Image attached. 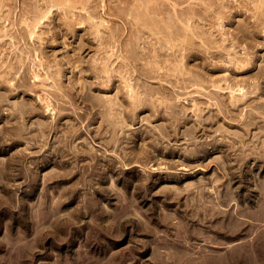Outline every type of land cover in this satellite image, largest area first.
I'll list each match as a JSON object with an SVG mask.
<instances>
[{
  "label": "rangeland",
  "instance_id": "obj_1",
  "mask_svg": "<svg viewBox=\"0 0 264 264\" xmlns=\"http://www.w3.org/2000/svg\"><path fill=\"white\" fill-rule=\"evenodd\" d=\"M59 1L0 0V31L4 29L0 33V264H264V110H261L264 109V76L260 74L264 72V15L262 14L264 2L262 0H201L207 6L204 7L201 1L194 0L196 5H202L196 7L193 0H190L193 1L190 3L194 6L184 3L188 0H177L180 2L172 0L176 5L180 3V8L178 6L175 8L171 4L180 16L178 17L172 15L174 10L171 13V7L168 8L170 4L166 2L171 3L170 0H163V6L160 3L162 0H139L141 6L137 0L139 5L135 4V0H133L134 3L132 0H111L115 5L110 0H106V3L101 0L110 7L114 5L113 9L116 7L118 9L120 4L124 13L118 10L125 16L128 15L126 18L123 14L106 13V8L101 7L100 0H96V3L95 0L91 2L93 6L95 3V7L88 5L87 0H83L85 8L83 3L82 5L79 3L86 11L90 6L93 17L88 16L87 13L90 11L81 9V6L77 4L78 0L74 2L63 0L62 5ZM67 1L75 10L68 5ZM150 1L151 4L148 3ZM157 1L159 3H156ZM197 2L200 3L197 4ZM124 3H128L132 8L135 6L136 9L126 7ZM154 3L157 4L156 7L158 5L160 8L165 7L164 11L159 8L160 12H156ZM67 5L71 10L63 9V6ZM51 6L55 9L53 10ZM185 6L187 11H184ZM95 8L99 14L94 11ZM188 8H191L192 12ZM192 8L196 12H193ZM38 10L44 14H50V17H44L43 13L35 16ZM128 10L132 13H128ZM188 11L191 13L189 14ZM73 13L81 14L83 18L75 17ZM156 13L160 15L162 13V18L166 16L167 21L165 20L164 24L169 27L174 25L175 29L170 27L171 30H168L169 27L166 25L165 31L156 28L162 26L161 21H164V18L160 19V15ZM193 13H196V16ZM259 14L263 15V19ZM182 15L183 19H181ZM72 16L77 19L74 20ZM192 16L195 19H192ZM86 17L89 19L92 17L95 23L91 24L94 21L92 18L89 22L88 19L87 22L82 21ZM258 17L260 21H257ZM42 18H46L45 21ZM49 18L52 19V23ZM58 18L61 20L59 21ZM69 18L71 20L68 21ZM146 18L152 22L149 24H154L156 28L155 30L151 25L148 26L149 24L143 25L147 29L154 30L148 29L151 34L145 27L146 30L142 27L139 29L138 22L142 24L144 22L140 20L143 19L142 21L146 22ZM179 18L183 20L182 26L187 36L191 33L193 25H197L199 29L193 30L196 35L199 34L197 36L199 38H194L195 33L190 34L191 38L187 37L186 33L183 34L182 26L180 27L182 22ZM169 19L173 25L168 22ZM62 20L64 25H70L63 27V24L59 23ZM98 22L99 30L104 33L100 34V37L97 29L94 32L91 30ZM25 25L27 27H24ZM34 25H36L35 28ZM184 26H187L186 30ZM88 27L94 37H104L105 43L102 39L96 40L90 30H88L89 35L85 34ZM23 28L25 32H22ZM46 28L54 33L50 31L47 33ZM65 28H68V32ZM187 28H190L189 32ZM71 30L72 36L69 34ZM245 30L249 33L246 34ZM176 31L182 32V35ZM127 33H133L134 37L135 35L139 37L132 39L133 36ZM170 33L174 36L176 34L175 38L172 37L173 35L170 36ZM160 35L173 39L174 45L177 43L179 45L178 41L184 37L185 41H180V45L186 46V40L190 38L188 43L193 41L198 43L200 46L197 45L196 50L200 49V51L194 52L195 58L184 57L185 53L187 54L184 50L185 46L182 45L183 47L180 48L176 45L179 47L176 48L173 45L177 52L174 53L173 47L170 49L169 44L168 47L165 45L169 40L163 36L160 38ZM126 36L132 43L124 39ZM223 36L226 42L223 41ZM48 37L49 40H47ZM113 37L116 38L115 41ZM146 37L153 40V45L157 40L162 41L161 44L166 47L161 46L164 49L167 48V52L163 51L159 45H154L155 47L152 45L149 52L144 43L146 39H149ZM117 38L122 42H117ZM203 38L206 42H203ZM93 39L96 44L93 43ZM206 39L210 41V44L212 41V43L215 42L222 52L219 49L217 51L220 54L215 51L218 48L216 45H212L213 47L210 45L212 49L214 48L212 50ZM45 40L46 44L43 43ZM80 40L82 44L78 43ZM98 41L101 43L99 44ZM112 41L115 43L113 44ZM136 41H139L136 45L138 48L134 46ZM227 42L229 45L226 44ZM89 43H91L90 47L87 48ZM97 44L100 45L101 50L102 44L103 47L105 46L104 49L112 46L105 51L103 49L104 54H109L107 53L110 52L109 49L115 53L112 56L109 55L111 58L106 57L107 55L102 58L103 53L99 50L102 53L101 56L99 55ZM120 44L125 45L130 54L135 50L134 55L131 54L133 57L141 54L139 57L141 66L142 62L146 64L151 59L153 62L150 63L154 64H148V66L153 67V71L158 65L161 67L166 65L167 70L175 66L174 68L179 69L177 71L180 75L186 71L189 73L188 78L184 75L185 73L181 75L189 80L188 84H195L200 78L199 83H202L201 79L205 80L206 83L203 82L207 88L203 86V83L202 85L197 83L198 86L195 84L196 88L193 84L191 86L189 84L190 89L179 88V84L185 78L178 77L176 69H173L174 76L171 75L172 71L166 72V67L157 69L159 72L164 69L162 72L174 77L170 78L166 75L167 77L164 78L166 84H160L161 82L158 83L159 81L156 80L145 82L142 77L144 75L139 73H145L144 68L147 65L144 68L142 66V70L144 69L142 72L140 67L125 65L117 56L119 52L116 53L115 50L118 51ZM116 45L117 47H114ZM145 47L148 49V54L152 52V48L156 54L153 52L147 58L146 53L145 55L142 53ZM179 49L181 51L183 49L185 53ZM168 50L171 54H164L169 53ZM201 51L205 52V59ZM230 53L233 57H230ZM212 54L215 57H212ZM237 54L240 59H237ZM163 55L171 59L166 60ZM179 55L185 59L182 61L185 65L181 63V58L180 60L177 58ZM221 55L226 58L223 56L221 58ZM153 56L158 62L164 58L166 63L163 61L161 65L159 63L155 65L157 61ZM94 58L97 61L94 62ZM175 58L180 62L178 63ZM235 58L240 61L239 64L244 61L245 65L242 63L244 68L236 62ZM249 59L255 60V63L250 60L253 66H249L251 64L249 61L246 63ZM230 60L232 61L229 64ZM133 62L135 64V61ZM95 63L97 64L94 65ZM88 65L93 68V71ZM119 65L125 71L121 70ZM246 65L248 67H245ZM94 70H97V74ZM106 72L109 75H106ZM124 73L125 76L130 73L124 77L127 81L122 78ZM194 73L196 75L192 76L191 74ZM95 75L102 79H98ZM138 75L146 84L148 83L147 86L145 84L147 89L142 86L143 80ZM190 75L198 76L197 81ZM216 78L219 81L225 78L226 81L221 80V85H218L220 83L216 81L218 84H215L214 88L209 83ZM172 79L180 82H173ZM211 79L214 80L210 81ZM138 80L141 84L137 82ZM124 81L130 88L125 87ZM224 81L227 82L225 83L227 86ZM237 81H240L239 84L243 81L245 87H241L242 83L239 86ZM170 82L171 85H169ZM253 82L256 85L260 84L257 86L258 90L254 88L256 85ZM105 83L109 85H104ZM174 84L176 88L173 87ZM163 85L180 90L179 95L170 93L172 96L169 94L168 99L165 95L161 98ZM224 85L229 87V90L225 89ZM233 85L235 87H231ZM208 87L223 93L213 92ZM237 87L240 91L235 89ZM135 88L143 89L142 92L140 91L141 95ZM150 88L151 91L148 90ZM191 88L202 90L199 89L196 93V90L191 91ZM155 89L161 91L159 92L161 93L160 101ZM227 91L234 96L247 93L249 97L247 94L241 95L243 102L247 99L244 104L239 97L236 99ZM131 93L134 95L136 93L134 98L133 94L130 95ZM181 93L187 96L186 99ZM209 93L214 95L211 96ZM83 94L92 97L88 98ZM124 95L125 97L127 95L126 98L132 97L131 100L129 98L126 100ZM152 96L156 97L152 98ZM244 96L248 98L243 99ZM208 98H210L209 102ZM83 99L88 100L83 101ZM136 99H139L138 103ZM152 100L157 104L162 102L172 105L171 107L180 114L184 108L187 121L180 124V121L176 120V112L168 118L162 117L161 115H164L162 107L155 108L156 105L152 104L154 103ZM176 100H179L177 102L179 105L173 103ZM234 102H236L235 107L232 106ZM207 103L209 106L206 105ZM240 103H243L242 106ZM45 104L50 106V111L45 108ZM42 105H45L44 108ZM248 107L251 108L250 111L246 109ZM196 111L199 113L197 114ZM225 112H227L226 115ZM131 113L133 115H130ZM105 118L108 120L105 121ZM114 118H118V121ZM104 122L110 124V127ZM114 127L116 128L113 129ZM176 132L179 136L173 138L172 135ZM62 150H65L64 154L61 153Z\"/></svg>",
  "mask_w": 264,
  "mask_h": 264
},
{
  "label": "bare ground",
  "instance_id": "obj_2",
  "mask_svg": "<svg viewBox=\"0 0 264 264\" xmlns=\"http://www.w3.org/2000/svg\"><path fill=\"white\" fill-rule=\"evenodd\" d=\"M51 1H53V0H51ZM58 1H59V0H58ZM65 1H66V0H65ZM72 1L74 2V0H72ZM80 1H82V2H80ZM84 1H85V0H84ZM87 1H88V5H90V6L92 5L91 7H95L96 0H95V3H94V6H93V3H91V2H94V0H93V1L90 0V3H89V0H87ZM100 1H101V0H100ZM110 1H111V0H110ZM110 1H108V2H110ZM114 1H116V0H114ZM138 1H139V0H137V2H138ZM159 1H160V0H159ZM159 1H157L156 3H159ZM162 1H163V0H162ZM162 1H160V3H162V6H163L164 1H163V2H162ZM171 1H172V0H170V2H171ZM181 1H183V0H181ZM193 1H194V0H193ZM193 1L188 0V2H185V1H184V3H186V4L188 3V4H189L190 2H193ZM196 1H197V0H196ZM199 1H201V0H199ZM202 1H205V0H202ZM202 1H201V2H202ZM208 1H209V0H208ZM262 1L264 2V0H262ZM49 2H50V0H49ZM61 2H63V0H61ZM61 2L59 1L60 4H61ZM104 2L106 3V0H104ZM111 2H112V1H111ZM119 2H120V1H119ZM126 2H127V1H126ZM132 2H133V0H132ZM137 2H136V0H135V4H136ZM173 2L175 3V1H172L171 3L166 2L167 4H170V6L168 5L169 7H168V6H167V7H168L169 9H170V7L172 8L171 13L173 12V10H174L175 8H177V6L179 7V5H180V3H179V4L177 3L178 5H176V4H174ZM176 2H180V1H177V0H176ZM263 2H262V4H263ZM67 3H68V1H67ZM79 3H80V4L83 3V4H84V8H85L86 5H85V3L83 2V0H78L77 4H79ZM101 3H102V6H101V7H102L103 9L106 8L105 11H106V13H108V14L111 13V14H113V15H118V14H123V13H124L123 10L121 9V8H123V7H121L120 4H119L120 7H119L118 9L122 10L123 13H121V11L117 9V7H116L117 10H116V9H113V6L115 5V3H113V2H112V3H113L114 5L112 4V5H113L112 7L108 6V4H104L102 1H101ZM120 3H121V2H120ZM133 3H134V2H133ZM133 3H132L131 5H133ZM138 3H139V2H138ZM138 3H137V4H138ZM141 3L143 4L142 1H141ZM148 3L151 4V1L148 2ZM156 3L153 4L155 7L157 6ZM181 3H182V2H181ZM198 3H200V2H197V4H198ZM41 4H44V3H41ZM45 4H46V3H45ZM45 4H44V5H45ZM47 4L50 5V3H47ZM54 4H56V3L54 2ZM54 4H53V5H54ZM73 4H74V3H73ZM75 4H76V1H75ZM75 4H74V5H75ZM77 4H76V5H77ZM80 4H79V5H80ZM109 4H110V3H109ZM121 4H122V3H121ZM124 4L126 5V7L128 6V8H129V7L132 8V6H130L128 3H127V4L124 3ZM139 4H140V3H139ZM139 4H138V5H139ZM155 4H156V5H155ZM171 4L174 5L173 7H175V8H173V7L171 6ZM190 4H191V3H190ZM201 4H203L204 7L206 6L203 2H202ZM32 5H33V4H32ZM32 5H30V6H32ZM61 5H62V4H61ZM63 5H64V4H63ZM68 5H70V6L74 9V7H73L72 4H69V3H68ZM68 5L65 6V7L63 6V9H64V8H65V9L67 8V10H68V9L71 10V8H69ZM76 5H75V6H76ZM81 5H82V4H81ZM81 5H80V6H81ZM153 5H152V6H153ZM160 5H161V4H160ZM165 5H166V4H165ZM191 5H192V6L196 5V4H195V1H194V5H193V4H191ZM34 6H35V5H34ZM34 6H33V7H34ZM39 6H42V5L39 4ZM54 6H55V5H54ZM54 6H53V7H54ZM90 6H89V8H90ZM98 6H99V5H98ZM122 6H123V5H122ZM140 6H141V4H140ZM140 6H139V7H140ZM143 6H144V5H143ZM150 6H151V5H150ZM154 6H153V7H154ZM162 6H161V8H162ZM199 6H202V5L199 4ZM199 6L196 5V7H199ZM208 6H210V5H208ZM51 7H52V6H51ZM53 7H52V9H53ZM58 7H59V6H57V8H58ZM76 7H77V6H76ZM167 7H166V8H167ZM185 7H186V9H184ZM185 7H184L183 9H184V11H185V10L187 11V6H185ZM206 7H207V6H206ZM260 7H263V6H260ZM39 8H40V7H39ZM41 8H42V7H41ZM59 8H60V7H59ZM84 8L81 6V9H83V11H86V9L84 10ZM89 8L87 9L86 12H89V11H90L89 13H91V15H90L89 13H87V14H88L89 17H90V16L93 17L94 14L92 13V9L90 8V10H89ZM141 8H142V7H140V9H141ZM156 8L158 9V10L156 9V12H160V9H161L160 6L158 5V7H156ZM159 8H160V9H159ZM164 8H165V7H164ZM164 8H162V9H163L162 11H164ZM179 8H180V7H179ZM193 8H194V7H193ZM193 8H192V10H193ZM34 9H35V7H34ZM54 9H55V8H54ZM54 9H53V10H54ZM65 9H64V10H65ZM76 9H77V8H76ZM97 9H98V8H97ZM100 9H101V8H100ZM132 9H136V7L133 6ZM188 9H189V8H188ZM190 9H191V8H190ZM190 9H189V11H191ZM196 9H197V8H196ZM261 9H262V8H261ZM50 10H51V9H50ZM58 10H59V9H58ZM74 10H75V9H74ZM175 10H176V9H175ZM175 10H174V14H172V15H173V16H174V15H175V16H178ZM181 10H182V9H181ZM197 10H198V9H197ZM31 11H32V10H31ZM34 11H35V10H34ZM34 11H33V12H34ZM39 11H40V12H39ZM60 11H62V10H60ZM77 11H78V9H77ZM94 11L97 12L98 10L96 11V8H95ZM141 11H143V10L141 9ZM148 11H149V10H148ZM152 11H153V9H152ZM152 11H151V13L154 12V11H153V12H152ZM168 11H169V10H168ZM189 11H188V12H189ZM198 11H199V10H198ZM260 11H261V10H260ZM24 12H25V11H24ZM24 12H23V13H24ZM27 12H28V11H27ZM29 12H30V11H29ZM33 12H32V13H33ZM37 12H38V14H36V15L34 14L35 16L40 15V14L43 13V12H41V10H38ZM51 12H52V11H51ZM53 12H55V11H53ZM53 12H52V13H53ZM64 12H65V11H64ZM67 12H69V11H67ZM67 12H65V13H67ZM86 12H85V14H86ZM98 12H99V11H98ZM98 12H97V13H98ZM129 12H131V11L128 10V13H129ZM188 12H187V13H188ZM191 12H192V11H191ZM191 12H189V14H190ZM193 12H196V10H195V11L193 10ZM35 13H36V12H35ZM39 13H40V14H39ZM52 13H51V15H53ZM65 13H64V14H65ZM71 13H72V12H71ZM82 13L84 14V12H82ZM131 13H132V12H131ZM143 13H144V12H143ZM197 13H198V12H197ZM24 14H25V13H24ZM24 14H23V15H24ZM43 14H44V13H43ZM73 14H74V13H73ZM95 14H96V13H95ZM98 14H99V13H98ZM98 14H96V15H98ZM157 14L160 15L159 13H156V15H157ZM163 14H164V13H163ZM193 14L196 16V13H193ZM262 14L264 15L263 12H262ZM0 15H1V14H0ZM45 15H47V13L44 14V17H50V14L47 15V16H45ZM74 15H75V17L78 16V17H82V18H83V15H81V14H76V13H75ZM123 15L125 16V14H123ZM126 15H127V14H126ZM259 15L261 16V14H259ZM263 15H262V16H263ZM25 16H26V14H25ZM84 16H85V15H84ZM86 16H87V15H86ZM88 16H87V17H88ZM138 16L141 17V15H138ZM161 16H163L162 13H161V15H160L159 17H160V19H163V18H164V19H163L164 21H161L159 18H158V19L161 21V24H160V25H162V26L164 25V26H163V29H161L162 26H159V27H156V26H155V27H156V28H159V30H163V31H165L164 28H165V25H166V24H164V22H165V20L167 21V19H165V17H166L165 15H164L165 17H163V18H162ZM167 16H168V15H167ZM190 16H191V15H190ZM262 16H261V18L263 19L264 16H263V17H262ZM41 17H42V15H41ZM54 17H56V16H54ZM70 17H71V16H70ZM73 17H74V16H72V18H73ZM87 17L85 18V20H82V21H85V22L88 21V22H89V21L91 20L92 17H91L90 19L87 18ZM125 17L127 18L128 15L125 16ZM139 17H137V18L140 19ZM154 17H155V15H154ZM157 17H158V16H157ZM157 17H156V18H157ZM178 17H180V16H178ZM197 17H199V16H197ZM197 17H196V18H197ZM67 18H68V17H67ZM152 18H153V17H152ZM166 18H167V17H166ZM183 18H184V17H183V15H182V18H181V19H183ZM185 18H186V16H185ZM187 18H188V16H187ZM258 18H259V20H257V21H260V17H258ZM38 19H39V17H38ZM42 19H44V18H42ZM45 19H46V18H45ZM45 19H44V21H45ZM49 19H50V18H49ZM73 19H74V18H73ZM76 19H77V18H75L74 20H76ZM79 19H80V18H79ZM87 19H88V20H87ZM138 19H137V20H138ZM175 19H176V18H175ZM179 19H180V18H179ZM181 19H180V21L182 22L181 24H180V21L178 20V21H179L178 23L180 24V27H181L182 24H183V20H181ZM192 19H195V18H193V16H192ZM26 20H27V19H26ZM50 20H51V23H52V19H50ZM54 20H55V19H54ZM58 20H59V18H58ZM60 20H61V18H60ZM60 20H59V21H60ZM64 20L67 21V19H64ZM69 20H71V19L69 18L68 21H69ZM74 20H73V21H74ZM80 20H81V19H80ZM86 20H87V21H86ZM92 20H94V21H92L91 24H93V22L95 23V19L92 18ZM126 20H127V19H126ZM128 20H130V19L128 18ZM142 20H143V19H141L140 21H141V22H144L145 24H144V23L141 24L140 22L136 21V22H138V23L140 24L139 29H141V27H142V29H143V28L145 27V26H143V25H146V24L148 25V24L151 22V21L148 20L147 18H146V20H147L146 22H145V21H142ZM144 20H145V19H144ZM159 20H158V21H159ZM176 20H177V19H176ZM189 20H190V18H189ZM197 20H198V19H197ZM197 20H196V21H197ZM41 21H42V20H41ZM41 21H40V23H41ZM44 21H43V22H44ZM130 21H132V20H130ZM160 21H159V23H160ZM184 21H185V20H184ZM263 21H264V19H263ZM27 22H28V21H27ZM27 22H26V24H27ZM46 22H47V21H46ZM46 22H45V23H46ZM53 22H54V21H53ZM63 22H64V21L62 20V21L59 22V23H62V24H63ZM74 22H75V21H74ZM74 22H73V23H74ZM128 22H129V21H128ZM133 22H134V21H133ZM168 22L170 23V19L168 20ZM29 23H30V22H29ZM29 23H28V24H29ZM35 23H36V22H35ZM35 23H34V24H35ZM79 23H80V22H79ZM100 23H101V22H100ZM129 23H132V22H129ZM151 23H152V22H151ZM159 23H158V24H159ZM165 23H166V22H165ZM171 23H172V22H171ZM171 23H170V24H171ZM175 23H177V22H175ZM184 23H186V21H185ZM198 23H200V22H198ZM30 24H32V23H30ZM43 24H44V23H43ZM47 24H48V23H47ZM54 24H55V22H54ZM83 24H84V23H83ZM86 24H87V23H86ZM89 24H90V23H89ZM109 24H110V23H108V25H109ZM134 24H135V23H134ZM194 24H195V23H194ZM67 25H70V24H65V25L63 24L62 26L64 27V26H67ZM73 25H75V24H73ZM81 25H82V24H81ZM95 25H96V24H95ZM97 25H98V27H97ZM97 25H96V26L91 25V26H94V28H93L94 30H93V29H91V30L94 32L95 29H97V30L100 32V33H98V34H99V37H100V34H104V33H102V32L99 30V22L97 23ZM141 25H142V26H141ZM150 25H151V24H149L148 26H150ZM155 25H156V23H155ZM171 25H173V24H171ZM184 25H185V24H184ZM240 25H241V24H240ZM243 25H245V24L243 23ZM250 25H251V24H250ZM28 26L30 27V25H28ZM31 26H32V25H31ZM40 26H41V25H40ZM43 26H44V25H43ZM82 26H83V25H82ZM91 26H90V27H91ZM103 26H104V24H103ZM134 26H135V25H134ZM151 26L154 28V24H152ZM166 26L169 27V25H166ZM188 26H190V25H188ZM193 26H194V27H193ZM193 26H192L193 29H194V28H195V30L199 29V27H198L197 25H196V26L193 25ZM245 26H246V25H245ZM252 26H253V25H252ZM24 27H27V25H25ZM35 27H36V25H34V28H35ZM72 27H73V26H72ZM72 27H71V28H72ZM74 27H75V26H74ZM80 27H81V26H80ZM86 27H87V26H86ZM105 27H106V25H105ZM116 27H117V25H116ZM170 27H171L172 29H175L176 26L173 25V26H170ZM170 27L167 28V29H168V30H171ZM173 27H174V28H173ZM185 27H187V26H184V29L186 30ZM192 27H190V28L192 29ZM196 27H198V28H196ZM238 27H239V26H238ZM241 27H242V26H241ZM30 28H32V27H30ZM56 28H58V27H56ZM71 28H70V29H71ZM88 28H89V27H88ZM114 28H115V26H114ZM134 28H136V27H134ZM134 28H133V29H134ZM145 28H146V27H145ZM145 28H144V29H145ZM156 28H154V29L156 30ZM190 28H187V29H189L188 32L190 31ZM46 29H47V28H46ZM49 29H50V28H49ZM67 29H68V28H67ZM67 29L65 28L66 31H67ZM70 29H69V30H70ZM81 29H82V28H81ZM111 29H112V28H111ZM133 29H132V30H133ZM146 29H147V28H146ZM146 29H145V30H146ZM148 29H149L150 31L152 30L151 28H148ZM148 29H147V31L149 32ZM167 29H166V30H167ZM176 29H177V28H176ZM179 29H180V28H179ZM181 29L183 30V26H182ZM193 29L190 31L191 33H195V31H194ZM238 29H239V28H238ZM246 29H247V28H246ZM2 30H4V29H1L0 33L2 32ZM22 30H23L22 32H25V28H23ZM83 30H84V29H83ZM88 30H90V28L86 30L87 32L85 31V32H86L85 34H88ZM91 30H90V32L92 33ZM182 30H178V31H182ZM26 31H27V30H26ZM45 31H46L47 33H49L50 30L48 31V29H47V30H45ZM133 31H134V30H133ZM137 31H138V30L136 29V32H137ZM152 31H154V30H152ZM178 31H176V32L179 33V34L181 33L180 35H182V32H178ZM193 31H194V32H193ZM245 31H246V30H245ZM247 31H249V30L247 29ZM247 31H246V34L249 33V32H247ZM3 32H4V31H3ZM50 32H52V31H50ZM67 32H68V31H67ZM90 32H89V33H90ZM114 32H115V31H114ZM174 32H175V30L173 31V33H174ZM250 32H251V31H250ZM4 33H5V32H4ZM43 33H44V32H43ZM52 33H54V32H52ZM91 33H90V35H91ZM95 33L97 34V32H95ZM125 33H126V32H125ZM149 33H150V32H149ZM163 33H164V32H162V34H163ZM185 33H186V34H185ZM185 33H184V30H183V34H185V35L187 36V32H186V31H185ZM191 33H190V34H191ZM197 33H198V32H197ZM252 33H253V32H252ZM252 33H250V35H251ZM2 34H3V33H2ZM69 34L72 36V30H71V32L69 31ZM92 34H93V33H92ZM127 34L129 35L130 33H127ZM132 34H133V33H131L130 35H132ZM135 34H136V33H135ZM137 34H138V32H137ZM150 34H151V33H150ZM168 34H169V33H168ZM179 34H178V35H179ZM190 34H189V36H187V37H190ZM244 34H245V33H244ZM50 35H51V34H50ZM88 35H89V34H88ZM133 35H134V34H133ZM133 35H132V36H133ZM152 35L155 36L154 34H152ZM171 35H173V36H172L173 38H175V36H176V34H175V36H174V34H171V33H170V36H171ZM195 35H196V33H195ZM47 36H49V35L47 34ZM54 36H55V35H54ZM59 36H60V35H59ZM65 36H66V35H65ZM86 36H87V35H86ZM86 36H85V37H86ZM91 36H92V35H91ZM97 36H98V35H97ZM101 36H102V35H101ZM103 36H104V35H103ZM123 36H124V35H123ZM144 36H145V35H144ZM147 36H148V35H147ZM156 36H157V35H156ZM156 36H155V37H156ZM162 36H163V35H160V38H163V37H164V36H163V37H162ZM197 36H199V34H197L195 37H194V35H193V37H194L195 39H196ZM51 37H52V36H51ZM51 37H50V38H51ZM93 37H94V34H93ZM99 37L97 38V37L95 36L94 38H95L96 40H100V39H102V41L105 43L106 40L104 41V37H103V38H99ZM115 37H117V36H115ZM136 37H137V38H136ZM138 37H139V36H136V35H135V37L133 36L132 39H134V38H135V39H138ZM157 37L159 38V36H157ZM182 37H183V36H182ZM187 37H186V38H187ZM250 37H251V36H250ZM252 37H254V36H252ZM53 38H54V37H53ZM71 38H72V37H71ZM77 38H78V37H77ZM88 38L90 39V37H88ZM88 38H87V39H88ZM107 38H108V37H107ZM141 38H142V37H141ZM146 38H149V37H146ZM164 38H166L167 40H169V41H167V42L165 43V45L167 46V45L169 44L170 47H168V46H167V47L171 49V48L173 47V45H174V43H173V41H172L173 39H169V38L166 37V36H165ZM179 38H180V36H179ZM190 38H191V37H190ZM190 38H189V39H190ZM194 38H193V40H194ZM197 38H199V37H197ZM208 38H209V37H208ZM221 38H222V37H221ZM79 39H81V38H80V35H79ZM89 39H88V40H89ZM113 39H114V41H115L116 38L113 37ZM117 39H118V38H117ZM122 39H123V37H121V40H122ZM124 39L127 40L128 37L126 36V38H124ZM129 39H130V38H129ZM129 39H128V40H129ZM144 39H145V38H144ZM144 39H143V40H144ZM149 39H150V38H149ZM149 39H146V40L149 41ZM184 39H185L184 37H183V39L180 38V41H183ZM189 39L186 40V43H187V44L185 43L186 46L182 44L183 46H185V49H184V48H183V49L185 50V52L187 51V54H186L185 52H183V51H184L183 49H182V51H181V49H179V50H180L181 52L185 53V55L183 54L184 57H187V58H195V57H194V55H195L194 52H198V51H200V49H199V50H196V47H198L197 45H199V44L196 43V42H194V41H193L192 43L189 44L188 42L191 40V39H190V40H189ZM204 39H205V38H203V42H206V41H204ZM209 39H210V38H209ZM211 39H212V38H211ZM222 39H223L224 42L227 41V40L225 41L224 36H223ZM251 39H252V38H250V40H251ZM255 39H256V38H255ZM47 40H49V37H48ZM75 40H76V39H75ZM121 40L118 39L117 42H119V41H121ZM130 40H131V39H130ZM130 40H129V41H130ZM146 40H145V41H146ZM150 40H151V39H150ZM174 40L176 41L177 39H174ZM206 40H207V39H206ZM213 40H214V38H213ZM253 40H254V38H253ZM93 41H94V42H93ZM93 41H92V42H93L94 44H96V41H95L94 39H93ZM114 41H112V43H113ZM122 41L124 42V40H122ZM122 41H121V42H122ZM129 41H126V42L129 44V43L131 42V41H130V42H129ZM134 41H135V40H134ZM145 41H144V43H145L146 45H145V44H143V45L147 46L148 49H149V52H150V48H151V46L153 45V42H152L153 40H151V41H149V42H148V41L145 42ZM170 41H171L173 44H172ZM180 41H178V42H179V45H178V43H177V44H175L174 46L178 45L180 48L183 47L182 45H180V44H181ZM184 41H185V40H184ZM214 41H215V40H214ZM223 41H222V43H224ZM228 41H229V40H228ZM254 41H255V40H254ZM45 42H47V41H46V40L43 41V43H45ZM80 42H81V40H80L78 43H80ZM103 42H102V43H103ZM126 42H125V43H126ZM137 42H139V41H136V42H135L136 44L134 43V44H135V45H134L135 47H137V46H136V45H137ZM142 42H143V41H142ZM161 42H162V41H161ZM161 42H160V40H157V42H155L154 45H155V46H156V45H159L160 48H161L162 46H163V47H166V46H164V44H161ZM201 42H202V41H201ZM201 42H199V43H201ZM207 42L209 43L210 41L207 40ZM212 42H213V41H212ZM212 42H211V44L209 43V47H211L212 45H213V46L216 45L215 42H214V43H212ZM41 43H42V42H41ZM43 43H42V44H43ZM78 43H77V44H78ZM82 43H83V42H81V44H82ZM98 43H99V41H98ZM100 43H101V42H100ZM100 43H99V44H100ZM114 43H115V42H114ZM114 43H113V44H114ZM131 43H132V42H131ZM131 43H130V44H131ZM182 43H184V42H182ZM195 43H196V46H195ZM208 43H205V44L208 45ZM220 43H221V42H220ZM229 43H231V42H229ZM45 44H46V43H45ZM90 44H91V43H89V45L87 46V48L90 47ZM109 44H110V43H109ZM138 44H139V43H138ZM226 44H228V42H227ZM251 44H252V43H251ZM79 45H80V44H79ZM102 45H103V44H102ZM102 45H101V47L104 49L105 46L103 47ZM107 45H108V44H107ZM110 45H111V44H110ZM110 45H109V46H110ZM120 45H121V44H120ZM123 45H124V44H123ZM131 45H132V44H131ZM154 45H153V46H154ZM161 45H162V46H161ZM201 45H202V44H201ZM210 45H211V46H210ZM219 45H220V44H219ZM223 45H224V44H223ZM228 45H229V44H228ZM230 45L233 46L232 43H231ZM97 46H98V48H99V49L97 48V50H98V52H99V50H101V49H100V45L97 44ZM124 46H125V45H124ZM124 46L121 45V47L118 48V51H117V49H115V50H116V53L119 52V54H118L117 56L120 57V58L123 60V62H124L125 65H131L132 67H133V66L140 67V68H141V69H140V72H142L144 69H146V70L148 69L147 72H146V70H145V73H144V72L139 73V75H140V74L144 75V76H142V77H144L145 82H146V81H148V82H149V81L153 82L154 80H156L157 82L159 81L158 83L161 82L160 84H164V83L166 84V82H164V81H165L164 78L167 77V76H169V74H168L169 71L171 70V71H172V74H171V75H173V74H174V72H173L174 70H173V69H176L175 71H177V69H178V68H174V67H175V66H174V67H171L170 70L168 69V70H169V71H168L166 65H164V67H161V66L158 65V67L154 68L155 71H156L157 69L159 70V67H161V68H165V67H166V70H165V71H166V72L168 71V73L166 74V72H162V70L164 71V69H162L160 72H159L158 70H157V72H155V71H153V69H152L153 67H151V66H150L151 70H149L150 68H149L148 64H150V65H153V64H154V63H152V64L150 63V62H153L152 59H151L150 62H147V60H146V62H147L146 64H145L144 62H142V66H143V68H144V66L147 65V67L144 68V69L142 70L141 61H140L141 58H139L141 54H139V55L137 54L138 57H133V56H131V54H133V53L135 52V50H133V51L130 50L131 52H133V53L130 54V53L128 52L127 48H125ZM132 46H133V45H132ZM155 46H154V47H155ZM178 46H176V48H177ZM199 46H200V45H199ZM202 46H203V45H202ZM213 46H212V47H213ZM216 46H217V45H216ZM225 46H226V45H225ZM253 46H254V44H253ZM110 47H112V46H110ZM110 47H108V48H110ZM114 47H117V45L114 46ZM114 47H113V48H114ZM142 47H143V46H142ZM163 47H162V48H163ZM179 47H178V48H179ZM212 47H211V49H212ZM217 47H218V46H217ZM217 47H215V48H217ZM220 47H221V45H220ZM222 47H223V46H222ZM230 47H231V46H230ZM233 47L236 48V46H233ZM108 48L104 49V51L107 50ZM137 48H138V47H137ZM173 48H174V47H173ZM204 48L206 49L205 46H204ZM207 48H208V47H207ZM224 48H225V47H224ZM224 48H223V50H224ZM103 49L101 50V52L103 51ZM139 49H140V47H139ZM148 49H146V47H145V51H144V50H143L144 52L141 51L144 55H145V53H146L147 58H148L149 55H151L153 52H154V54H156V53H155L156 51H154L153 48H152V52L148 54V52H147ZM156 49H158V48H156ZM166 49H167V48H166ZM166 49L163 48L162 50H163V51L165 50V52H167ZM194 49H195L196 51H194ZM209 49H210V48H209ZM209 49H208V50H209ZM211 49H210V52H211L214 48H213L212 50H211ZM218 49H219V47H218L215 51H217ZM221 49H222V48H221ZM229 49H230V48H229ZM90 50H91V49H90ZM93 50H94V49H93ZM141 50H142V49H141ZM158 50H159V49H158ZM177 50H178V49H177ZM208 50H207V51H208ZM219 50H220V49H219ZM227 50H228V49H227ZM235 50L237 51V49H234V51H235ZM108 51H110V52H107V53H109V54H106V53L104 54V53L102 52L103 55H104V56H103L102 53L99 52V55H100V56L102 55V58H103V57H105V55H107L106 57H110V56H112L113 53H115V52L112 53L110 49H109ZM163 51H162V52H163ZM180 51H178V52H180ZM215 51H214L213 53H215ZM220 51L222 52V50H220ZM225 51H226V50H225ZM230 51H232V50L230 49ZM159 52H160V50H159ZM168 52H169V50H168ZM170 52H171V51H170ZM170 52H169V53H164V54H171ZM173 52H174V53H177V52H175V48L173 49ZM181 52H180V55H182ZM201 52H202V51H201ZM228 52H229V51H228ZM228 52H226V53H228ZM238 52H239V51H238ZM255 52H256V51H255ZM87 53H88V52H87ZM123 53H124V54H123ZM202 53H204L203 56H204V59H205V52H202ZM211 53H212V52H211ZM217 53L220 54L219 51H217ZM231 53L233 54V52H231ZM231 53H230V54H231ZM110 54H111V55H110ZM143 54H142V57H143ZM158 54H159V53H158ZM178 54H179V53H178ZM228 54H229V53H228ZM228 54H227V55H228ZM232 54L230 55V57H233ZM234 54L236 55V53H234ZM255 54H256V53H255ZM99 55H98V53H97V56H99ZM109 55H110V56H109ZM114 55H116V54H114ZM133 55H134V54H133ZM173 55H175V54H173ZM180 55L177 57L179 60H180V58H181ZM186 55H187V56H186ZM225 55H226V54H225ZM227 55H226V56H227ZM237 55H238V54H237ZM154 56H156V55H154ZM154 56H153V58H154ZM157 56H158V55H157ZM160 56H161V55H160ZM160 56H158V57H160ZM206 56H207V55H206ZM208 56H209V55H208ZM222 56H223V55H221V58H222ZM95 57H96V56H95ZM113 57H114V56H113ZM113 57H112V58H113ZM158 57H157V58H158ZM163 57H164L166 60H167V59H171L170 56H169L170 58H166L165 55H163ZM167 57H168V56H167ZM209 57H210L211 59H213L212 57H215V55L213 56V54H212V57H211V56H209ZM209 57H206V58H209ZM216 57H217V55H216ZM223 57H224V56H223ZM241 57H243V56H241ZM254 57H255V56H254ZM81 58H82V56H81ZM110 58H111V57H110ZM116 58H117V57H116ZM164 58L162 59V61L159 60V62L157 61V59L154 58V59L157 61V63H156L155 65H157L158 63L161 65V63L165 60ZM177 58H175V59H177ZM219 58H220V57H219ZM224 58H226V57H224ZM227 58H228V57H227ZM238 58H239V55H238L237 59H238ZM250 58H252V57H250ZM94 59H95L94 62L97 61L96 58H94ZM130 59H131V60H130ZM178 59L176 60L177 62H178ZM232 59L234 60V58H232ZM239 59H240V58H239ZM252 59H254V58H252ZM252 59L247 60L246 63H248V61L250 62V60H252ZM255 59H256V58H255ZM38 60H39V59H38ZM78 60H79V59H78ZM90 60H91V59H90ZM90 60H89V61H90ZM104 60H105V62H106V59H104ZM117 60H118V58H117ZM132 60L135 61V64H134V62H133ZM183 60L185 61V59L181 58V60H180L181 63H182ZM196 60H197V59H196ZM196 60H195V61H196ZM202 60H203V59H202ZM202 60H200V61H202ZM213 60H214V59H213ZM215 60H216V59H215ZM235 60H236V58H235ZM148 61H149V60H148ZM169 61H170V60H169ZM169 61H167V63H170ZM180 61H179V62H180ZM211 61H212V60H211ZM217 61H219V60H217ZM227 61H228V60H227ZM231 61H232V60L229 61V64H230ZM252 61H253V60H252ZM39 62H40V60H39ZM54 62H55V61H54ZM99 62H100V58H99ZM121 62H122V61H121ZM123 62H122V63H123ZM164 62H165V61H164ZM177 62H176V63H177ZM179 62H178V63H179ZM197 62H198V61H197ZM236 62H238V64H239L240 61H239V60H238V61L236 60ZM241 62H242V59H241ZM33 63H35V62H33ZM43 63H44V62H43ZM102 63H103V62H102ZM165 63H166V62H165ZM172 63H174V62H172ZM172 63H171V64H172ZM198 63H199V62H198ZM200 63H201V62H200ZM206 63H207V62H206ZM210 63H211V62H210ZM242 63L245 65L244 61H243ZM242 63L239 64V65H240V66L242 65V67H243V64H242ZM250 63H251V64H250ZM250 63H249L250 65H249V64H247V65L251 66V65H252V62H250ZM253 63H255V60L253 61ZM39 64L41 65V63H39ZM54 64H55V63H54ZM88 64H91V63H88ZM96 64H97V63H95L94 65H96ZM143 64H144V65H143ZM182 64L185 65L184 63H182ZM216 64H217V63H216ZM232 64H233V63H232ZM44 65L47 66L46 63H44ZM44 65H43V66H44ZM55 65H56V64H55ZM55 65H54V66H55ZM68 65H69V64H68ZM68 65H67V66H68ZM168 65H169V64H168ZM168 65H167V66H168ZM173 65H175V63H174ZM178 65H180V64H178ZM195 65H196V64H195ZM197 65H198V64H197ZM204 65H205V64H204ZM239 65H238V66H239ZM247 65H246L245 67H248ZM49 66H50V65H48V67H49ZM88 66H90V65H88ZM112 66H113V63H112ZM207 66H208V64H207ZM230 66H231V65H230ZM235 66H236V65H235ZM252 66H253V65H252ZM38 67H39V66H38ZM55 67H57V65H56ZM55 67H54V69H56ZM76 67H77V66H76ZM90 67H91V66H90ZM118 67H120V69L122 68L121 70H124V68H123L122 66L119 65ZM154 67H155V66H154ZM168 67H169V66H168ZM231 67H232V66H231ZM236 67H237V66H236ZM242 67H241V69L244 68V67H243V68H242ZM51 68H52V67H51ZM70 68H71V67H70ZM161 68H160V69H161ZM169 68H170V67H169ZM183 68H184V67H183ZM211 68H212V67H211ZM213 68H215V67H213ZM213 68H212V69H213ZM232 68H234V67H232ZM46 69H47V68H46ZM72 69H73V68H72ZM91 69H92V71H93V68H92V67H91ZM94 69H96V68H94ZM120 69H117V70H120ZM229 69H230V68H229ZM235 69H236V68H235ZM241 69H240V70H241ZM52 70H53V69H52ZM97 70H99V69H97ZM97 70H94V72L96 73ZM101 70H102V69H101ZM107 70H109V69H107ZM178 70H179V69H178ZM207 70H208V69H207ZM231 70H232V69H231ZM247 70H248V69H247ZM32 71H33V69H32ZM57 71H58V70H57ZM90 71H91V70H90ZM102 71H103V70H102ZM104 71H106V70H104ZM115 71H116V70H115ZM124 71H125V70H124ZM148 71H149V72H148ZM150 71H152V73H151ZM237 71H238V69H237ZM237 71H236V72H237ZM250 71H251V70H250ZM253 71H254V69H253ZM58 72H59V71H58ZM108 72H109V71H108ZM180 72H181V71H180ZM186 72H187V71H186ZM186 72H184L185 74H184V73H182V74H184V75L187 77V76H188L187 74H189V73H186ZM188 72H189V71H188ZM208 72H209V70H208ZM33 73H34V72H33ZM52 73H53V72H52ZM92 73H93V72H92ZM100 73H101V72H100ZM109 73H110V72H109ZM109 73L106 72V75H109ZM155 73H156V74H155ZM177 73H178V71H177ZM177 73L175 72V74H177ZM206 73H207V72H206ZM259 73H260V72H259ZM56 74H57V73H56ZM56 74H55V75H56ZM93 74H94V73H93ZM96 74H97V73H96ZM101 74H102V73H101ZM111 74H112V73H111ZM114 74H115V73H114ZM114 74H113V75H114ZM129 74H130V73H129ZM129 74H128V75H129ZM182 74H181V75H182ZM236 74H237V73H236ZM260 74H261V76H264V72H263V74H262V73H260ZM52 75H53V74H52ZM126 75H127V73H126ZM128 75H127V76H128ZM139 75H138V77H140ZM166 75H167V76H166ZM181 75L178 73V77H180ZM191 75L193 76V75H196V74L194 73V74H191ZM191 75H190V76H191ZM254 75H255V73H254ZM254 75H253V76H254ZM32 76H33V75H32ZM37 76H38V75H37ZM57 76H58V78H59V74H58ZM96 76L98 77V75H95V77H96ZM99 76H100V75H99ZM103 76L105 77V73H104ZM103 76H102V77H103ZM114 76H115V75H114ZM114 76H112V78H113ZM122 76H123V77H122L123 79H125L124 77H127V76H125V73H124V75L122 74ZM134 76H135V75H134ZM173 76H174V75H173ZM173 76H171V77L174 78ZM185 76H181L180 78L183 79V78H185ZM192 76H191V77H192ZM108 77H109V76H108ZM131 77H132V76H131ZM142 77H140V78H142ZM169 77H170V76H169ZM171 77H170V78H171ZM178 77H176V75H175V78H176V79H178ZM188 77H189V76H188ZM188 77H187V78H188ZM194 77H195V76H194ZM194 77H192V78L194 79ZM196 77H198V76H196ZM196 77H195V79H196L195 81H197V78H196ZM35 78H36V77H35ZM37 78H38V77H37ZM129 78H130V76H129ZM129 78H128V79H129ZM135 78H137V77H135ZM206 78H207V77H206ZM52 79H53V78H52ZM76 79H77V78H76ZM96 79H97V78H96ZM98 79H102V78H101V77H98ZM105 79H106V78H105ZM115 79H116V77H115ZM119 79H120V78H119ZM132 79H134V78L132 77ZM132 79H130V80H132ZM185 79H186V78H185ZM185 79H184V80H185ZM199 79H200V78H199ZM199 79H198V81H197L198 85H202V83H203V86H204V82H205V80H202V79H201L202 83H199V82H200ZM216 79H217V78H216ZM216 79H215V80H214V79H211L210 81H212V80H214L215 82H216V81H219L218 79H217V80H216ZM219 79H220V78H219ZM223 79L226 81L225 78H223ZM223 79H220L219 83H220L221 80H223ZM55 80H56V79H55ZM77 80H78V79H77ZM103 80H104V79H103ZM125 80H126V79H125ZM130 80H128V81H130ZM135 80H136V79H135ZM142 80H143V78H142ZM144 80H143V82H142V83H144V85L142 84L143 87H145V84H146V83L144 82ZM167 80H168V79H167ZM173 80H174V79H172V81H173ZM179 80H180V79H179ZM184 80H183V82H184ZM235 80H236V79H235ZM51 81H52V80H51ZM51 81H50V82H51ZM67 81H68V80H67ZM90 81H91V80H90ZM107 81H108V82H111V81H109L108 79H107ZM126 81H127V80H126ZM156 81H155V82H156ZM162 81H163V83H162ZM177 81H178V80H177ZM177 81H173V82H177ZM186 81H187V82H186ZM186 81L183 83L182 80H181L182 83H180L179 86H178V85H177V86H178L179 88H183V89L187 88V87L189 86L190 83L188 84V82H189L188 79H186ZM203 81H204V82H203ZM207 81H208V80H207ZM214 81H213V82H214ZM225 81H224V84H225V83L227 84V82H225ZM232 81H233V80H232ZM54 82H55V81H54ZM54 82H53V83H54ZM137 82H139V80H138ZM178 82H180V81H178ZM213 82H212V83L207 82V83L213 85V87L215 88L214 85H215V84H218V82H216V83H213ZM237 82H238V85L240 86L241 83H242L243 81H242L240 84H239L240 81H237ZM237 82H236V84H237ZM244 82H245V81H244ZM247 82H248V81H247ZM251 82H252V81H251ZM254 82H255V81H254ZM254 82H253V83H254ZM51 83H52V82H51ZM67 83H68V82H67ZM124 83H125V81H124ZM131 83H132V82H131ZM139 83H140V82H139ZM197 83H195V84L197 85ZM205 83H206V82H205ZM221 83H222V82H221ZM221 83L218 84V85H221ZM228 83H229V82H228ZM258 83H259V82H258ZM89 84H90V83H89ZM89 84H88V85H89ZM122 84H123V83H122ZM125 84H126L125 87H127V86L129 85L127 82H126ZM127 84H128V85H127ZM134 84H136V83H134ZM140 84H141V83H140ZM147 84H148V83H147ZM147 84H146V86H147ZM171 84H172V83L170 82L169 85H171ZM187 84H188V85H187ZM192 84H193V83H191L190 86H191ZM195 84H193V86L196 88V85H195ZM226 84H225V85H226ZM244 84H245V83H244ZM244 84L242 83L241 87L243 86V88H244V87H245ZM249 84L251 85V83H249ZM249 84H247V85L249 86ZM254 84H255V83H254ZM254 84H253V85H254ZM48 85H49V84H48ZM68 85H69V84H68ZM104 85H109V84H106V83H105ZM112 85H113V84H112ZM169 85H168V86H169ZM198 85H197V86H198ZM211 85H208V86L210 87ZM218 85H216L217 88H218ZM225 85H224V86H225ZM229 85H232V84L229 83ZM229 85H228V86H229ZM234 85H235V81H234ZM234 85L231 86V87H235V86H236V85H235V86H234ZM247 85H246V87H247ZM255 85H256V84H255ZM258 85L260 86V84H257L256 87L252 86V88L254 87V88H257V90H258V88H259V87H257ZM55 86H56V85H55ZM122 86H123V85H122ZM132 86L134 87L133 84H132ZM137 86H138V88H140V87H139V84H138ZM142 86H141V87H142ZM161 86H162V85H161ZM205 86H206V85H205ZM205 86H204V87H205ZM226 86H227V85H226ZM226 86H225V87H226ZM128 87H129V86H128ZM128 87H127V88H128ZM133 87H132L131 89H133ZM157 87H158V86H157ZM159 87H160V85H159ZM170 87H171V86H170ZM173 87L176 88V84H174ZM173 87H172V88H173ZM178 87H177V88H178ZM204 87H203V88H204ZM209 87H208V88H209ZM225 87H223V88H225ZM231 87H230V88H231ZM82 88H83V87H82ZM129 88H130V87H129ZM138 88H135V89H138ZM145 88H146V87H145ZM148 88H149V87H148ZM172 88L164 87V85H163V87H162L163 91H162V95H161V96H160L161 93L159 94V92H161V91H159L158 89H157V90H158V91H157V90L155 89V90H156V93H157V95H158L157 97L160 96V97L162 98L163 95H165V97L167 98V96H168L170 93H171L172 95H174V94L177 95V94L180 92V90L177 91L176 89H172ZM195 88H191V91H192L193 89H195ZM197 88H198V87H197ZM206 88H207V86H206ZM214 88H213V89H214ZM219 88H220V86H219ZM223 88H222V89H223ZM228 88H229V87H226L225 89H228ZM135 89H134V90H135ZM146 89H147V88H146ZM152 89H153V88H152ZM188 89H190V87H188ZM199 89H200V91L202 90L201 88H199ZM199 89H198V90H199ZM204 89H205V88H204ZM209 89L212 90V88H209ZM209 89H208V90H209ZM222 89H221V90H222ZM231 89H232V88H231ZM231 89H230V91H231ZM235 89L237 90L238 87L235 88ZM89 90H90V89H89ZM142 90H143V89H142ZM142 90H139V89H138V93H140V91L142 92ZM148 90L151 91V88L148 89ZM148 90H146V91H148ZM181 90H182V89H181ZM195 90H196V89H195ZM195 90H193V91H195ZM198 90H196V93H198ZM214 90H215V89H214ZM228 90H229V89H228ZM236 90H235V91H236ZM238 90L240 91V89H238ZM246 90H247V89H246ZM246 90H244V91L246 92ZM183 91H185V90H183ZM183 91H181V92H183ZM212 91H213V90H212ZM215 91H219V92H217V93H219V94H221V92H222V91L217 90V89H216ZM215 91H213V92H215ZM223 91H224V90H223ZM239 91H238V92H239ZM241 91H242V90H241ZM61 92H62V91H61ZM130 92H131V91H130ZM189 92H190V90H189ZM189 92H188V94H190ZM203 92H204V91H203ZM206 92H207V90H206ZM213 92H212V93H213ZM227 92H228V94H229V91H227ZM251 92H252V91H251ZM125 93H126V91H125ZM136 93H137V91H136ZM136 93H135V95H136ZM143 93H144V92H143ZM147 93H149V92H147ZM150 93H151V92H150ZM184 93H185V92H184ZM184 93H181V94H184ZM192 93H193V92H192ZM217 93H215V94H217ZM222 93H223V92H222ZM225 93H226V91H225ZM235 93H236V92H235ZM242 93H244V92H242ZM248 93H249V92H248ZM262 93H263V92H262ZM75 94H76V93H75ZM84 94H86V93H84ZM84 94H83V95H84ZM132 94H133V93H131L130 95L132 96ZM171 94H170V95H171ZM186 94H187V93H186ZM193 94H194V93H193ZM200 94H201V93H200ZM209 94H210V93H209ZM244 94H247V93H244ZM244 94H241V95H244ZM252 94H253V92H252ZM135 95L133 94V98H134ZM140 95H141V93H140ZM142 95H143V94H142ZM172 95H171V96H172ZM178 95H179V94H178ZM184 95H185V94H184ZM184 95H180V96H184ZM205 95H206V94H205ZM210 95H211V94H210ZM210 95H209V96H210ZM213 95H214V94H213ZM213 95H211V96H213ZM217 95H218V94H217ZM229 95L232 96V97H236V99H237L238 97H239V98L241 97L240 94H239L240 96H239L238 94H235V96H234V94L231 95V92H230ZM248 95H249V94H247V96H248ZM49 96H50V95H49ZM84 96H85V95H84ZM84 96H82V97H83V98L88 97V96H85V97H84ZM128 96H129V94H128ZM144 96H146V95H144ZM189 96H190V95H189ZM189 96H188V97H189ZM193 96H194V95H193ZM196 96L198 97V95H196ZM196 96H195V97H196ZM199 96H200V95H199ZM82 97H81V98H82ZM89 97H90V96H89ZM89 97H88V98H89ZM91 97H92V96H91ZM91 97H90V98H91ZM124 97H125V95H124ZM126 97H127V95H126ZM126 97H125V98H126ZM138 97H139V96H137V98H138ZM141 97H142V96H141ZM149 97H150V95H149ZM154 97H156V96H154ZM154 97L152 96V98H154ZM160 97H159V100H158V101H160ZM175 97H176V96H175ZM184 97H185L184 99H186L187 96L185 95ZM248 97H249V96H248ZM248 97H246V98H248ZM41 98H42V97H41ZM128 98H129V97H128ZM128 98H126V100H127ZM131 98H132V97H131ZM131 98H129V99L131 100ZM142 98H143V97H142ZM142 98H140V101H142V100H141ZM145 98H146V97H145ZM145 98H144V99H145ZM147 98H148V97H147ZM152 98H150V99H152ZM163 98H164V97H163ZM168 98H169V96H168ZM168 98H167V99H168ZM246 98H245V96L243 97V99H246ZM46 99H47V98H46ZM92 99H93V98H92ZM92 99H90V101H91ZM129 99H128V100H129ZM144 99H143V100H144ZM170 99H171V97H170ZM176 99H177V98H176ZM181 99H183V98L181 97ZM184 99H183V100H184ZM187 99H188V98H187ZM189 99H190V98H189ZM193 99H194V98H193ZM205 99H206V98H205ZM211 99L213 100V98H211ZM227 99H228V98H227ZM230 99H231V97L229 98V101H230ZM236 99H234V100H236ZM249 99H250V98H249ZM257 99H258V98H257ZM43 100H44V97H43ZM43 100H42V101H43ZM84 100H88V99H83V101H84ZM100 100H102V99L100 98ZM136 100H137V99H136ZM138 100H139V99H138ZM138 100H137V103H138ZM147 100H148V99H147ZM163 100H164V99H163ZM207 100H208V102H209L210 98H208ZM212 100H211V101H212ZM216 100H217V99H216ZM222 100H223V99H222ZM231 100H232V99H231ZM239 100H241V102H243L241 98H240ZM246 100H247V99H246ZM246 100H245V101H246ZM40 101H41V100H40ZM42 101H41V102H42ZM47 101H48V100H47ZM55 101H56V100H55ZM108 101H109V99H108ZM145 101H146V100H145ZM152 101H153V100H152ZM178 101H179V100H176V102H173V103H175V105H176ZM180 101H181V100H180ZM192 101H193V100H192ZM201 101H202V100H201ZM213 101H214V100H213ZM217 101H218V100H217ZM245 101L243 102L244 104H245ZM249 101H251V100H249ZM59 102H60V101H59ZM109 102H110V101H109ZM153 102H154V101H153ZM184 102H185V101H184ZM187 102H188V101H187ZM230 102H231V101H230ZM232 102H233V101H232ZM46 103H47V102H46ZM135 103H136V102H135ZM142 103H143V102H142ZM149 103L151 104V101H150ZM160 103H161V104H160ZM160 103L157 104L156 102H154V103H152V104L156 105V106H154L155 108H156V107H157V108L162 107L161 110H162V113H163L164 115H161V114H160L161 111L159 110V111H160L159 114H160L162 117L165 116V117L168 118V116H172V115L174 114V112H176V114H175V115H176V118H177L176 120H178V122L180 121V124H184V123L187 121L186 119H188V118H185L186 113H185V111H184V108H183V111H181V114H180V112L177 113V111H175V110L173 109V107H171L172 105H167V104L162 103V102H160ZM173 103H172V104H173ZM202 103H203V102H202ZM210 103H211V102H210ZM214 103H215V102H214ZM216 103H217V102H216ZM216 103H215V104H216ZM235 103H236V102H234L232 106H234ZM243 103H240V105L243 104ZM246 103H247V102H246ZM43 104H44V103H43ZM50 104H51V103H50ZM67 104H69V103H67ZM98 104H99V102H98ZM103 104H104V103H103ZM131 104H133V103H131ZM208 104H209V103H207L206 105H208ZM237 104H238V103H237ZM45 105H46V104H45ZM45 105H44V106H45ZM91 105H92V103H91ZM114 105L117 106L115 103H114ZM142 105H143V104H141V106H142ZM161 105H162V106H161ZM177 105H179V104H177ZM180 105H182V104H180ZM217 105H218V103H217ZM219 105H220V103H219ZM42 106H43V105H42ZM44 106H43V108H44ZM93 106H94V105H92V107H93ZM130 106H131V105H130ZM135 106H137V105H135ZM146 106H147V105H146ZM182 106H183V105H182ZM208 106H209V105H208ZM212 106H213V105H211V107H212ZM222 106H224V105H222ZM229 106H231V105H229ZM241 106H242V105H241ZM255 106H257V105H255ZM51 107H52V106H51ZM53 107H54V106H53ZM107 107H108V106H107ZM121 107H123V106H121ZM148 107H150V106H148ZM148 107H147V108H148ZM175 107H176V106H175ZM215 107H216V106H215ZM219 107H220V106H219ZM234 107H235V106H234ZM238 107H239V106H238ZM246 107H247V106H246ZM252 107H253V106H252ZM45 108H47V110L50 111V106H49V105H46ZM94 108H95V107H94ZM131 108H132V107H131ZM145 108H146V107H145ZM150 108H152V107H150ZM198 108H199V107H198ZM207 108H208V107H207ZM213 108H214V107H213ZM221 108H223V107H221ZM138 109H139V108H138ZM141 109H142V108H141ZM153 109H154V108H153ZM153 109H152V110H153ZM178 109H179V107H178ZM180 109H181V108H180ZM195 109H196V108H195ZM195 109H194V111H195ZM225 109H226V108H225ZM230 109H231V108H230ZM234 109H235V108H234ZM239 109H240V107H239ZM246 109H248V111L251 110V108H249V107L246 108ZM43 110H44V109H43ZM79 110H80V109H78V111H79ZM99 110H100V109H99ZM130 110H131V109H130ZM176 110H177V109H176ZM199 110H200V109H199ZM216 110H217V109H216ZM226 110H227V109H226ZM226 110H224V111H226ZM242 110H244V108H243ZM256 110H257V109H256ZM261 110H264V109H261ZM100 111H101V110H100ZM109 111H112V110H109ZM120 111H121V110H120ZM157 111H158V110H157ZM85 112H86V111H85ZM98 112H99V111H98ZM121 112H122V111H121ZM154 112H156V111H154ZM196 112H197V111H196ZM201 112H202V110H201ZM209 112H210V111H209ZM216 112H218V111H216ZM258 112H259V111H258ZM263 112H264V111H263ZM263 112L261 111V113H263ZM52 113H53V112H52ZM89 113H90V112H89ZM127 113H128V112H127ZM190 113H191V112H190ZM190 113H189V114H190ZM198 113H199V112H197V114H198ZM226 113H227V112H225V115H226ZM47 114H48V113H47ZM155 114H156V113H155ZM155 114H154V115H155ZM179 114H180V115H179ZM195 114H196V113H195ZM200 114H201V113H200ZM218 114H219V113H218ZM242 114H243V113H242ZM256 114H257V113H256ZM130 115H133V113H131ZM156 115H157V114H156ZM181 115H182V116H181ZM233 115H234V114H233ZM248 115H249V113H248ZM257 115H258V114H257ZM50 116H51V115H50ZM187 116H188V115H187ZM227 116H228V115H227ZM229 116H230V115H229ZM128 117H129V114H128L127 118H128ZM133 117H134V116H133ZM153 117H154V116H153ZM157 117H158V115H157ZM190 117H191V116H190ZM51 118H52V117H51ZM122 118H124V117L122 116ZM155 118H156V117H155ZM169 118H170V117H169ZM227 118H231V117H227ZM233 118H234V117L232 116V119H233ZM114 119H116V118H114ZM117 119H118V118H117ZM117 119H116V121H118ZM120 119H121V118H120ZM134 119H135V118H134ZM165 119H166V118H165ZM209 119H210V118H209ZM84 120H85V119H84ZM107 120H108V119L105 118V121H107ZM173 120H174V119H173ZM189 120H190V118H189ZM205 120H206V118H205ZM207 120H208V119H207ZM52 121H53V119H52ZM132 121H133V120H132ZM202 121H203V120H202ZM112 122H113V121H112ZM169 122H170V121H169ZM198 122H199V121H198ZM200 122H201V121H200ZM205 122H206V121H205ZM212 122H213V121L211 120V123H212ZM104 123H105V122H104ZM106 123H107V122H106ZM106 123H105V124H106ZM113 123H114V122H113ZM113 123H112V124H113ZM201 123H202V122H201ZM201 123H200V124H201ZM81 124H82V123H81ZM114 124H115V123H114ZM117 124H118V123H117ZM200 124H199V126H200ZM206 124H207V123H206ZM106 125L110 127V124H109V125L106 124ZM167 125H168V124H167ZM167 125H165V126H167ZM169 125H170V124H169ZM117 126H118V125H117ZM171 126H172V125H171ZM177 126H178V125H177ZM121 127H122V126H121ZM133 127H134V126H133ZM167 127H168V126H167ZM167 127H166V128H167ZM173 127H174V126H173ZM173 127H172V128H173ZM201 127H202V126H201ZM115 128H116V127H114L113 129H115ZM166 128H164V130H166ZM162 129H163V128H162ZM190 130H191V129H190ZM190 130H189V131H190ZM166 131H167V130H166ZM168 131H170V130L168 129ZM111 132H112V131H111ZM119 132H120V131H118V133H119ZM186 132H187V130H186ZM66 133H67V132H66ZM165 133L167 134V132H165ZM195 133H196V132H195ZM195 133H194V134H195ZM123 134H124V133H123ZM125 135H126V134H125ZM13 136H14V135H13ZM119 136H120V135H119ZM169 136H170V134H169ZM172 136H173V138H177V137L179 136V134H178V132H176V133H174ZM128 137H129V136H127V138H128ZM110 138H111V137H110ZM122 138H123V137H122ZM127 138H126V139H127ZM189 138H190V137H189ZM124 139H125V138H124ZM126 139H125V140H126ZM131 139H132V138H131ZM69 142H70V141H69ZM123 143H124V142H123ZM107 144H108V143H107ZM117 144H118V143H117ZM121 144H122V143H121ZM105 145H106V144H105ZM108 146H109V145H108ZM110 146H111V145H110ZM111 147H112V146H111ZM112 148H113V147H112ZM123 148H124V147H123ZM120 149H121V148H120ZM120 149H119V150H120ZM64 151H65V150H62L61 153L64 154ZM112 152H113V151H112ZM115 153H116V152H115ZM147 153H148V152H147ZM111 154H112V153H111ZM126 154H127V152H126ZM113 155H114V154H113ZM149 155H150V154H149ZM112 159H113V158H112ZM23 164H24V163H23ZM14 188H15V187H14ZM16 189H17V188H16Z\"/></svg>",
  "mask_w": 264,
  "mask_h": 264
}]
</instances>
